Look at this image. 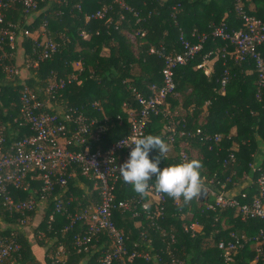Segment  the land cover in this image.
Masks as SVG:
<instances>
[{
	"label": "trees",
	"instance_id": "trees-1",
	"mask_svg": "<svg viewBox=\"0 0 264 264\" xmlns=\"http://www.w3.org/2000/svg\"><path fill=\"white\" fill-rule=\"evenodd\" d=\"M124 2L131 9L121 8L114 0H41L39 11L30 19H25L24 10L20 5L6 12L7 21L17 22L20 27L27 28L31 32L39 29L45 21L48 36L59 41L58 49L51 57L39 60L36 67L28 66L32 68V74L29 77L23 79L19 74L14 75L15 78L12 81L5 83L4 79H0V91L2 87L0 123L11 124L6 131V143L30 133L28 127H17L12 121L18 114L19 89L23 81L35 89L42 88L46 85L51 71L61 76L70 73L73 70L72 62L80 59L79 61L83 63L80 74L81 83L67 84L56 94V98L65 100L68 105L76 107L86 106L93 101L103 105V113L90 105L85 107L84 111L91 116L100 118L104 114L108 118V130L101 136L99 143L105 147L128 131L127 112L123 104L127 107L138 106L128 85H133L147 93V86L150 83L161 84L162 82L163 59L156 52H150V48L163 49L164 52L181 51L182 46L179 43L181 32L195 41L193 32L210 33L212 27L221 22H225L229 28H239L243 25L241 17L234 10L233 0H124ZM102 4L110 7L106 17L86 20L85 15L95 11ZM176 4L178 5L173 8ZM242 4L248 14L264 23V0H242ZM125 30L134 34L133 40L129 39ZM83 31L88 35L85 38L82 36ZM16 38L13 49L7 47L8 51H12L13 56L7 59L6 63L22 69V66L27 64V59L35 58L34 43L25 36L17 35ZM79 43L86 46L89 51L78 50ZM136 43H139V46L134 49ZM225 43L226 41L209 35L203 41L201 49L191 59L175 68L174 93L168 95L165 102V110L171 115L170 117L167 114L152 115L146 131L147 134L159 136L167 143L174 144L177 149L181 147L179 153L175 155L164 153L161 165L181 162L180 152L185 151V148L195 147L200 154L191 157V160L200 161V176L209 178L216 172L219 179L224 180L234 171L231 180L234 181L237 178L240 182L241 177L246 173L255 178L250 164L255 163L264 170V153L261 155L260 162H255L253 156L259 144L264 146V84L258 99L256 97L257 72L254 62L251 59L235 61L232 56H228L223 63V58L215 50ZM20 47L23 48L22 63L16 64ZM227 48L229 51L233 49L231 45ZM258 49L264 56V43L260 44ZM209 51L210 54H208ZM213 57H216L213 69L206 74L201 64L204 59ZM135 67L139 68L138 74L133 71ZM225 67L228 69V79L224 89L221 90L219 78ZM1 75L3 74L0 72ZM177 93L181 97L180 102L176 101ZM12 101L15 104L10 106ZM175 104H179L184 111L183 114L172 115L171 109ZM165 122L167 132L166 137H163L160 135V128ZM198 126L205 133L222 134L220 142L213 144L209 149L208 143L202 141L198 135L186 137L179 133L184 127L186 130H194ZM173 127L175 128L174 140L169 142ZM232 127H235L234 133H231ZM183 142L185 143L182 145ZM95 146L96 144L93 143L91 149ZM229 149L235 151V162L232 166L223 167L222 160ZM151 155H158V152L154 151L150 153ZM188 157L190 160L189 154ZM27 180H29L28 177ZM29 181L31 187L39 184L37 180ZM232 181L227 182L225 188L221 189H229L227 187L232 186ZM67 184L71 187L74 182L69 180ZM88 184L90 187L91 183L88 182ZM76 186L78 188H73L81 195L83 191L77 183ZM60 190L57 186L55 192ZM244 191L245 198L238 196L241 202L250 201L252 196L258 193L255 183L245 187ZM10 192L18 199L28 198L30 195V189L10 187ZM67 193L65 192L64 196H68ZM114 193L116 199L129 198L136 194L132 185L125 183L123 178L117 181ZM164 195L165 211L159 223L167 229L171 227L175 232L174 252L177 257L184 260L185 264H219L222 261V254L216 243L220 239H229L232 231L254 234L264 226V219H242L233 207L206 209L204 196L201 199L198 196L194 197L187 202L181 197V204L174 205V198L166 193ZM92 197L94 200L98 199L97 191L96 193L92 191ZM82 200L81 205L89 201L86 195L82 196ZM209 200L212 201V199ZM187 203L190 204L189 209L192 210L193 215L202 223V231L194 236L185 232L182 227L184 222H188L185 221ZM75 205L76 202L71 201L69 210L72 211ZM0 208L5 213L2 220L8 224L6 229L0 227V236H9L14 231L11 225L15 222L18 224L25 215L20 211L8 213L3 209L1 199ZM52 210L53 202L49 198L45 219L40 223V227L44 232L43 238L54 239V244H50V247L53 249L59 245L64 247L66 256L58 264H80L79 260L85 254H91L93 264H99L98 257L103 248L77 251L74 247L73 235L76 232H84L85 224L77 223L74 227L61 231L67 220L61 213H55L53 220H49ZM33 211L26 214H31ZM234 211L237 212L236 215ZM223 218H225L226 227L222 228ZM138 219L142 220L143 226L134 225ZM113 220L128 235V248H131V243L138 237L141 228L149 229L156 247L161 245L159 235L149 225L147 226L144 216H133L131 210L115 209ZM14 237L21 245L20 250L15 254L16 260L24 264L26 261H34L29 256L30 242L26 236L16 231ZM105 239L106 237L102 238V240ZM38 242L43 244L44 241L38 239ZM211 243L213 244L210 245ZM96 246L99 247V242ZM51 252L49 251L48 254ZM91 261L89 258L87 264H91ZM130 264H150V262L135 258ZM231 264H264V243L261 253H257L252 244H246L235 253Z\"/></svg>",
	"mask_w": 264,
	"mask_h": 264
},
{
	"label": "built area",
	"instance_id": "built-area-1",
	"mask_svg": "<svg viewBox=\"0 0 264 264\" xmlns=\"http://www.w3.org/2000/svg\"><path fill=\"white\" fill-rule=\"evenodd\" d=\"M41 0H0V71L18 75L21 70L16 65H9L6 60L13 56L12 51L17 40V35L25 36L33 40L35 58L27 59L26 66H37L39 60L51 57L58 49L59 41L48 36L46 22L35 30L36 35L27 28L6 20V12L17 5L24 10L25 19L39 11ZM123 9H131L124 0H114ZM234 10L241 17L243 25L239 28H229L225 22L214 25L210 33H192L195 41L186 37L182 32L179 35L181 51L164 52L163 49L150 48V52H156L162 57L164 65L161 69L162 82L150 83L148 92L144 93L133 85H128L137 107H127L128 131L118 139L105 147L99 143L101 136L108 130V118L87 114L84 110L87 106L100 109L98 101L88 103L86 106L76 107L68 105L65 100L53 107L58 100L56 94L62 91L67 84L81 83L82 69L73 68L70 73L58 75L54 71L46 80V85L35 89L25 81L19 89L18 114L12 121L17 127H28L30 133L13 139L6 143V131L11 124L0 123V199L2 207L8 213L20 211L22 217L18 225L27 220V212L35 210L38 201L51 198L53 210L49 220H53L55 213L65 216L67 223L61 228L66 231L77 223H84L86 230L76 232L73 235L74 247L77 251H87L90 248L102 249L98 257L99 264H130L135 258L143 259L150 264H185L184 260L177 257L173 244L176 241L173 229L165 228L159 223L165 211V195L155 189V180L149 181V187L145 195L136 193L132 197L116 199V183L122 176L119 173L120 165L128 159L129 152L134 145V140L147 135L146 127L152 115H170L165 110L166 97L174 93V71L179 65L185 64L202 46L203 41L210 35L219 38L226 43L215 51L220 54L225 63L226 58L233 57L235 61L251 59L257 72V93L260 99V89L264 84V56L258 49L264 43V23L253 15L248 14L242 4V0H233ZM178 4L173 6L175 8ZM79 8V6L77 5ZM109 5L102 4L95 11L85 15L86 20L103 19L109 10ZM136 17L138 14L135 12ZM122 17V16H121ZM138 33V31H137ZM143 34V32H140ZM82 36L88 35L83 31ZM40 37V39H39ZM232 46V51L228 46ZM210 54V51L208 52ZM228 79V69L225 67L219 78L220 89L223 90ZM184 126V124H183ZM174 128V127H173ZM186 137L198 135L202 141L208 143V148L218 144L222 134L205 133L198 126L194 130L179 132ZM175 128L169 136V142L174 140ZM96 146L92 148V144ZM189 160L185 151L180 152V161ZM235 162V151L229 149L222 160L223 167L232 166ZM166 167L168 165H160ZM252 173L250 185L255 183L258 193L252 196L250 201L241 202L238 199L246 197L244 189L236 194L226 195L217 187L225 188L227 182L232 181L227 175L224 180L219 179L216 172L209 178L202 177L203 188L206 190L204 205L206 209L233 207L242 219H264V170L255 163L250 164ZM77 174L94 181L98 199L91 200L69 210L72 198L64 196L68 180ZM37 180L39 184L31 187L27 180ZM233 183V181H232ZM61 190L55 192L56 187ZM10 187L30 189L28 198L18 199L13 197ZM144 196L148 197L145 198ZM152 198V199H151ZM209 199H212L209 200ZM174 205L181 204V198L174 199ZM153 205V206H151ZM115 209L131 210L133 216H144L151 229L159 235L161 245L155 246L149 229H139L138 237L132 241L128 248V235L119 228L113 220ZM183 230L194 236L202 231L198 221L184 222ZM12 231L9 236H0V264H14L13 257L21 248L20 243ZM106 237L105 240H102ZM99 242V247L96 243ZM264 243V226L254 234L245 232H230V238L220 239L216 245L221 250L222 261L219 264H231L235 253L246 244H252L257 253H261ZM63 245H59L54 252L48 255V264H58L65 258Z\"/></svg>",
	"mask_w": 264,
	"mask_h": 264
},
{
	"label": "clouds",
	"instance_id": "clouds-1",
	"mask_svg": "<svg viewBox=\"0 0 264 264\" xmlns=\"http://www.w3.org/2000/svg\"><path fill=\"white\" fill-rule=\"evenodd\" d=\"M130 144L134 147L128 159L120 165L119 173L136 193L145 195L153 177L155 189L174 199L182 197L187 202L203 192L200 161L192 159L161 167V160L168 148L159 136L147 134ZM154 151L158 155L150 156Z\"/></svg>",
	"mask_w": 264,
	"mask_h": 264
},
{
	"label": "rangeland",
	"instance_id": "rangeland-1",
	"mask_svg": "<svg viewBox=\"0 0 264 264\" xmlns=\"http://www.w3.org/2000/svg\"><path fill=\"white\" fill-rule=\"evenodd\" d=\"M129 39H131L130 37H129ZM132 40V39H131ZM77 49L78 50H82V49H84V51L85 52H88L89 51V49L86 47V46H83V45H81L80 43L77 45ZM18 55H20V54H18ZM80 60V59H79ZM79 60H76V61H73L72 62V66H73V68L77 71V69H83V63H82V61H79ZM22 63V59H19V57H18V61H17V63L16 64H21ZM9 65H12V64H9ZM18 67V66H17ZM21 71H25V72H32V68H28V66H26V65H24V66H22V69L20 68V67H18ZM88 69H89V65H88ZM136 71V70H135ZM1 72V71H0ZM3 75H1L0 76V79L2 78V79H4V83L5 82H7V81H12V79H14L15 78V76L14 75H10V73H7V72H1ZM32 74V73H31ZM20 76H22L23 77V79H24V77L26 78V77H28V76H24L23 74L21 75V73L19 74ZM3 82H2V85H4L3 84ZM16 84V83H15ZM2 92V87H1V91H0V93ZM176 101H178V102H180V96H179V94L177 93L176 94ZM12 104H10V106H12L13 104H15V102H11ZM0 104H1V100H0ZM102 113H103V105H100V109H99ZM171 113H172V115L173 116H176V115H180V114H183L184 113V111L180 108V106H179V104H175V105H173L172 106V109H171ZM203 115V113L201 114V116ZM201 118V117H200ZM166 132H167V124H166V122L165 123H163L162 124V127L160 128V135H162L163 137H166ZM164 142H165V144L167 145V148H168V151L166 152V154H169V155H175V154H177V153H179V151H180V149H181V147L179 148V149H177V148H175L174 147V144H170V143H167L166 141H165V139L163 140ZM191 149V148H190ZM189 148H185V151L190 155V160H191V157H194L195 156V151H192V150H190ZM193 154V155H192ZM69 180H72V182H74V184L70 187L69 186V184H67V186H66V188L64 189L65 190V192L68 194V196H70L71 198H72V200L73 201H75L76 202V205H75V207H78V206H80L81 204H83L82 202H83V200H82V196L83 195H86L87 196V201L89 200V201H91V200H94L93 199V197H92V191H95V193H96V187H95V184H94V181H92L91 179H87L86 177H83V176H80V174H77V175H75V176H72ZM68 180V181H69ZM78 181H80L83 185H84V187L83 188H81L80 186V188H81V190L83 191V192H81V195H79L80 193H79V191H77V190H75L73 187H77L76 186V183L78 182ZM238 181L239 180H237V178L233 181V183H232V186H230V187H227V188H233V187H235L236 185H237V183H238ZM88 182H90L91 183V186L89 187V184H88ZM78 188V187H77ZM218 190H221V188L219 187L218 188ZM146 197V196H145ZM48 201H49V199H47L46 200V207H39V206H36V209H35V211H33V213H31V214H27V220H26V222L24 223V224H22L21 226L20 225H18L16 222L15 223H13L12 225H11V227H13V230L14 231H17V232H19V233H22V231H24V230H27V231H29L31 234H32V236H31V238H32V241H37L38 242V239H42L44 242H43V244L41 243L40 245H45V246H48V249H49V251L51 252V250H54L52 247H50V244H54V239H52V240H50V239H47V238H40L39 236H38V233L39 232H42L43 234H44V232H43V229L40 227V223L42 222V220L43 219H45V215H46V210H47V208H48ZM37 205H38V203H37ZM187 205H188V209L186 210V214H185V221H198L199 222V224L202 226V223L193 215V212H192V210L191 209H189V205L190 204H188L187 203ZM38 209H39V211H38ZM236 213L237 212H235L234 211V215H236ZM4 214L5 213H3V211H2V209L0 208V227L2 228V229H6L7 228V226H8V224L6 223V222H4L3 220H2V217H4ZM34 215L36 216V217H34ZM221 226H222V228L223 227H226V224H225V218H223L222 219V221H221ZM38 230V231H37ZM37 231V232H36ZM46 237V236H45ZM211 242V241H210ZM213 243H211L210 245H212ZM90 255L91 254H85V255H83L81 258H80V264H87L88 263V261H89V258H90V261H91V257H93V256H91L90 257ZM16 258V257H15ZM35 261V260H34ZM91 264H93V261H91Z\"/></svg>",
	"mask_w": 264,
	"mask_h": 264
},
{
	"label": "crops",
	"instance_id": "crops-1",
	"mask_svg": "<svg viewBox=\"0 0 264 264\" xmlns=\"http://www.w3.org/2000/svg\"><path fill=\"white\" fill-rule=\"evenodd\" d=\"M125 33L132 40L134 39V34H132L129 31H126V30H125ZM34 34L36 35V33L33 31L32 35H34ZM138 46H139V43L138 44L136 43V46L134 47V49L138 48ZM105 49H107V48H105ZM22 53H23V48L22 47L18 48V54H20L19 55V59L23 58V56H22L23 54ZM215 60H216V57H213L211 59L206 58V59L203 60L201 65L203 66L204 71H205L206 74H209L212 71L213 63H214ZM135 70H137V71H135ZM133 71H134L135 74H138L139 73V68L135 67V68H133ZM20 73H21V75L23 74L24 76H28V77L31 75V72L29 73V72L21 71ZM54 102H56V103H53V107H56L57 103L58 104L62 103L61 99L56 100ZM103 116H106V115L103 114ZM234 132H235V127H232L231 128V133H234ZM184 143L185 142H183L182 145ZM190 148H191L190 150L195 151V156L200 154L197 148H195V147H190ZM263 153H264V146L262 144L261 145L259 144L257 149L255 150V152L253 154L254 161L255 162H260V158H261V155H263ZM250 180H251L250 174L246 173V174H244L241 177V181L238 182L235 187L229 188L227 190L221 189L220 191H222L226 195L236 194L241 189H244L245 187H248L250 185ZM77 185L80 186L81 188L84 187V185L80 181L77 182ZM37 206L46 207V200L38 201V205ZM38 211H39V209H38ZM34 217H36V216L34 215ZM134 225L137 226V227L143 226L142 225V220H140V219L136 220L134 222ZM22 234L25 235L26 238L30 242V254H29V256L32 257L35 260V261H32V262L26 261L25 264H48V255H49L48 253H49V250L47 248H48L49 245L48 246L40 245L39 242L32 241V238H31L32 234L29 231H27V230L22 231ZM38 236L41 238L42 236H44V234L42 232H39ZM13 262H14V264H24V263H21L18 260H16L15 256L13 257Z\"/></svg>",
	"mask_w": 264,
	"mask_h": 264
},
{
	"label": "water",
	"instance_id": "water-1",
	"mask_svg": "<svg viewBox=\"0 0 264 264\" xmlns=\"http://www.w3.org/2000/svg\"><path fill=\"white\" fill-rule=\"evenodd\" d=\"M206 193V190L203 188V192L198 195V198L201 199Z\"/></svg>",
	"mask_w": 264,
	"mask_h": 264
}]
</instances>
